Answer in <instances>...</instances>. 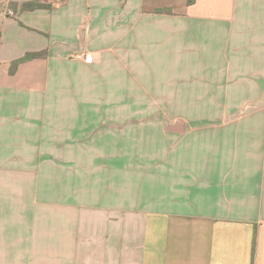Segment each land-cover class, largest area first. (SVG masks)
<instances>
[{
	"label": "crops",
	"instance_id": "obj_1",
	"mask_svg": "<svg viewBox=\"0 0 264 264\" xmlns=\"http://www.w3.org/2000/svg\"><path fill=\"white\" fill-rule=\"evenodd\" d=\"M32 1L0 0V264H264V0Z\"/></svg>",
	"mask_w": 264,
	"mask_h": 264
},
{
	"label": "trees",
	"instance_id": "obj_2",
	"mask_svg": "<svg viewBox=\"0 0 264 264\" xmlns=\"http://www.w3.org/2000/svg\"><path fill=\"white\" fill-rule=\"evenodd\" d=\"M68 0H61L57 3H46L43 0H36V1H32V2H27V3H23L20 6V11L21 12H26V11H35V10H40V9H48V10H54L55 8L59 7V6H63L67 3ZM157 13H171V10H161L158 9L156 11ZM47 56V53H29L27 55H25L23 58L13 62L12 66H11V70L10 73L11 74H15L18 67L27 61L33 60L35 58H44Z\"/></svg>",
	"mask_w": 264,
	"mask_h": 264
},
{
	"label": "rangeland",
	"instance_id": "obj_3",
	"mask_svg": "<svg viewBox=\"0 0 264 264\" xmlns=\"http://www.w3.org/2000/svg\"><path fill=\"white\" fill-rule=\"evenodd\" d=\"M110 70H111V73L117 72V69L111 68ZM81 75H82V73L80 72L79 76H81ZM158 109H160V111L163 114H165V112H167L170 115H177L178 114L179 116H181V115L194 116V115L201 114V112L204 113L206 110L204 107H198V106H191L189 108H186L185 106H167V105L160 106ZM249 112H260V108L256 104H252L249 107Z\"/></svg>",
	"mask_w": 264,
	"mask_h": 264
},
{
	"label": "built area",
	"instance_id": "obj_4",
	"mask_svg": "<svg viewBox=\"0 0 264 264\" xmlns=\"http://www.w3.org/2000/svg\"><path fill=\"white\" fill-rule=\"evenodd\" d=\"M9 16H13L14 15V13H13V11H9L8 13H7ZM82 57V56H81ZM80 56H79V58H81Z\"/></svg>",
	"mask_w": 264,
	"mask_h": 264
}]
</instances>
